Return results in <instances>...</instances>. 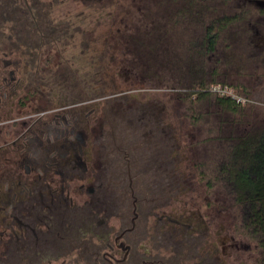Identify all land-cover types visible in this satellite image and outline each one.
Masks as SVG:
<instances>
[{"label":"flooded vegetation","instance_id":"1","mask_svg":"<svg viewBox=\"0 0 264 264\" xmlns=\"http://www.w3.org/2000/svg\"><path fill=\"white\" fill-rule=\"evenodd\" d=\"M263 51L264 0H0V264H237L182 199L180 97L212 94L218 52L257 88Z\"/></svg>","mask_w":264,"mask_h":264},{"label":"rangeland","instance_id":"2","mask_svg":"<svg viewBox=\"0 0 264 264\" xmlns=\"http://www.w3.org/2000/svg\"><path fill=\"white\" fill-rule=\"evenodd\" d=\"M121 33L119 32L118 36ZM197 39L200 42L202 36H197ZM197 44L196 49L198 50L201 47L199 43ZM206 45L207 40L205 41ZM220 49H222L221 44L218 45V50ZM177 54L180 55V53ZM187 54L181 55V57L185 58ZM220 54L221 52H218L214 55L211 61L213 68L218 72L209 87L211 93L216 94L214 89L220 86L221 91L230 92L235 97L240 94L236 89H243L248 97L245 99L244 105L233 112L223 107L215 95L210 94L200 98V95L193 96L195 94L192 92L181 93L180 98L186 103L187 109L183 111L180 121H184L185 126H189L188 122L190 121L196 125L195 130L188 135L183 134L181 140L183 152L188 153L189 148L192 147V154L196 153L195 159L192 155L190 161L182 162V165H184L183 170L187 171L188 176L191 172L193 174L190 181L191 192L188 196H182V199L184 204L189 205L188 207L195 208L206 216L212 243L219 242L220 237L229 238L227 243L233 245L228 250L230 263L233 261L237 264H255L256 261L264 263L263 250L260 249L251 232L245 228L248 216L247 206L246 204L239 205L237 203L231 185L224 180L221 173L223 166L228 162L230 151L236 143L235 139L247 133H256L257 128H263L264 126V64L259 62L260 66L257 68V88L245 86L244 83L239 82L231 83L234 86L233 88L229 85V82L234 80L222 74L224 66L222 54ZM263 55L264 51L258 58L261 59ZM139 56L130 55L128 58L133 61L137 71L142 73L144 69L140 67L141 64H137L141 61H138ZM143 56L142 60L147 61V63H154V68H150L151 71L146 70V73L149 74L154 70H159L158 58L160 59L162 55ZM194 68L198 73L202 70L195 65ZM148 84L147 81L144 82V85L152 90L151 87L153 86ZM148 93L158 96L163 94L158 89ZM170 94L174 93L170 92ZM187 128H183V131H188ZM222 227L224 230H221ZM220 231L222 234L219 237L217 233ZM203 232L198 231V234L200 235Z\"/></svg>","mask_w":264,"mask_h":264},{"label":"trees","instance_id":"3","mask_svg":"<svg viewBox=\"0 0 264 264\" xmlns=\"http://www.w3.org/2000/svg\"><path fill=\"white\" fill-rule=\"evenodd\" d=\"M235 19H238V16L230 18V20ZM227 22V20H220L219 24H214L212 28L213 35L209 46L213 51ZM143 57L140 55L138 60H142ZM140 67L144 69L143 65ZM199 95L201 98L210 94L200 93ZM211 95H215L223 107L233 112L243 105L232 96L213 93ZM235 142L228 162L223 166L221 173L224 180L231 185L237 203L246 204L248 216L245 228L251 232L264 252V126L257 128L256 133H247L237 137Z\"/></svg>","mask_w":264,"mask_h":264},{"label":"built area","instance_id":"4","mask_svg":"<svg viewBox=\"0 0 264 264\" xmlns=\"http://www.w3.org/2000/svg\"><path fill=\"white\" fill-rule=\"evenodd\" d=\"M214 91L216 92V94H219V95H221V96H232L234 99H239V97H235L232 93H230V92H225V91H221V87L220 86H218L216 89H214ZM220 93H222V94H220ZM241 100V99H240ZM242 101L245 103V99H242Z\"/></svg>","mask_w":264,"mask_h":264},{"label":"crops","instance_id":"5","mask_svg":"<svg viewBox=\"0 0 264 264\" xmlns=\"http://www.w3.org/2000/svg\"><path fill=\"white\" fill-rule=\"evenodd\" d=\"M217 53H215L214 55H216ZM214 70H215V73H214V76H215V74H218V72H217V70L214 68Z\"/></svg>","mask_w":264,"mask_h":264}]
</instances>
